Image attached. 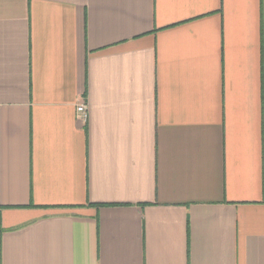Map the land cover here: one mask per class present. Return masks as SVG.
<instances>
[{"label":"crops","instance_id":"obj_1","mask_svg":"<svg viewBox=\"0 0 264 264\" xmlns=\"http://www.w3.org/2000/svg\"><path fill=\"white\" fill-rule=\"evenodd\" d=\"M0 264H264V0H0Z\"/></svg>","mask_w":264,"mask_h":264},{"label":"built area","instance_id":"obj_2","mask_svg":"<svg viewBox=\"0 0 264 264\" xmlns=\"http://www.w3.org/2000/svg\"><path fill=\"white\" fill-rule=\"evenodd\" d=\"M77 112H78L79 116L81 117V119L84 122H87V120H88V108H87V106L84 104L78 105Z\"/></svg>","mask_w":264,"mask_h":264}]
</instances>
